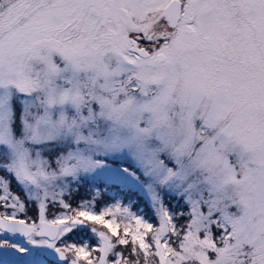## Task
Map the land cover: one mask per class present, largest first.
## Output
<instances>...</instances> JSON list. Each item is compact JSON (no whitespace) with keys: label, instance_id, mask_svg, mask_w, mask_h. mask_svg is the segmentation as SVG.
I'll list each match as a JSON object with an SVG mask.
<instances>
[{"label":"snow or ice","instance_id":"6c2138e0","mask_svg":"<svg viewBox=\"0 0 264 264\" xmlns=\"http://www.w3.org/2000/svg\"><path fill=\"white\" fill-rule=\"evenodd\" d=\"M0 264H264V0H0Z\"/></svg>","mask_w":264,"mask_h":264}]
</instances>
